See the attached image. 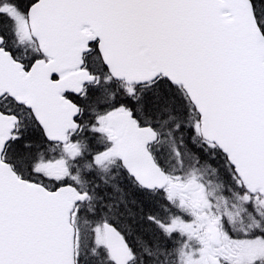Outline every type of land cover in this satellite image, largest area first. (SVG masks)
Segmentation results:
<instances>
[{
    "label": "snow or ice",
    "instance_id": "1",
    "mask_svg": "<svg viewBox=\"0 0 264 264\" xmlns=\"http://www.w3.org/2000/svg\"><path fill=\"white\" fill-rule=\"evenodd\" d=\"M0 264H264V0H0Z\"/></svg>",
    "mask_w": 264,
    "mask_h": 264
}]
</instances>
